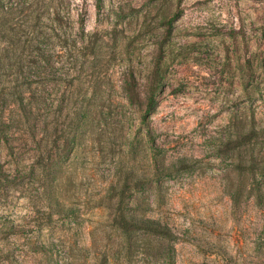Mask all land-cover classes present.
Here are the masks:
<instances>
[{"label": "rangeland", "instance_id": "rangeland-1", "mask_svg": "<svg viewBox=\"0 0 264 264\" xmlns=\"http://www.w3.org/2000/svg\"><path fill=\"white\" fill-rule=\"evenodd\" d=\"M2 4L66 31L73 82L48 110L54 144L0 138V264H264V0ZM152 74L147 129L124 86Z\"/></svg>", "mask_w": 264, "mask_h": 264}, {"label": "trees", "instance_id": "trees-1", "mask_svg": "<svg viewBox=\"0 0 264 264\" xmlns=\"http://www.w3.org/2000/svg\"><path fill=\"white\" fill-rule=\"evenodd\" d=\"M22 11L8 8L0 0V138L21 131L32 139L40 136L41 141L46 140L49 135V140L54 144L52 135L55 129L50 130L48 126L55 128L58 117L50 115L48 110L57 101L55 88L59 82L65 81L69 86L73 82L68 72H62L55 56L59 50L58 44L63 46L62 42L68 43L66 31L61 26L44 27L40 23L42 15L34 9ZM19 12H22L21 16ZM45 17L50 18V15ZM52 20L56 22L57 18ZM154 77L152 74L146 78L148 90L140 87L134 77L127 80L124 86L125 102L139 111L147 129V119L154 107L153 87L159 81ZM85 99L79 102L80 105L74 106L79 118L87 115V109L82 104ZM67 101L68 104L73 103L72 97H68ZM41 157V168L46 170L51 166L52 155L48 153L46 157ZM47 209L52 218V215L63 213L66 208L58 201L46 204L41 202L37 211ZM123 217L120 216L117 223L122 230L129 231L133 228L158 236H168V229L156 221Z\"/></svg>", "mask_w": 264, "mask_h": 264}]
</instances>
